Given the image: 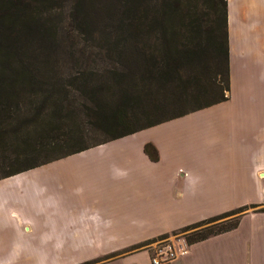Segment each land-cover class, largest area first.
I'll list each match as a JSON object with an SVG mask.
<instances>
[{
    "label": "crops",
    "instance_id": "0c3cea01",
    "mask_svg": "<svg viewBox=\"0 0 264 264\" xmlns=\"http://www.w3.org/2000/svg\"><path fill=\"white\" fill-rule=\"evenodd\" d=\"M226 9L228 100L0 180V259L15 250L14 264H138L144 254L148 264L126 250L264 208V0ZM173 264H264V213L188 245Z\"/></svg>",
    "mask_w": 264,
    "mask_h": 264
},
{
    "label": "trees",
    "instance_id": "16d2710c",
    "mask_svg": "<svg viewBox=\"0 0 264 264\" xmlns=\"http://www.w3.org/2000/svg\"><path fill=\"white\" fill-rule=\"evenodd\" d=\"M210 67L217 98L202 101ZM228 93L226 0H0V180L225 102ZM143 153L158 161L152 144ZM257 207L179 232L191 245L235 229L249 210L264 213Z\"/></svg>",
    "mask_w": 264,
    "mask_h": 264
},
{
    "label": "built area",
    "instance_id": "2783aa9c",
    "mask_svg": "<svg viewBox=\"0 0 264 264\" xmlns=\"http://www.w3.org/2000/svg\"><path fill=\"white\" fill-rule=\"evenodd\" d=\"M148 264H173L188 252V243L178 237L162 238L148 248Z\"/></svg>",
    "mask_w": 264,
    "mask_h": 264
},
{
    "label": "rangeland",
    "instance_id": "374dc122",
    "mask_svg": "<svg viewBox=\"0 0 264 264\" xmlns=\"http://www.w3.org/2000/svg\"><path fill=\"white\" fill-rule=\"evenodd\" d=\"M211 71H212V67H210L209 71L206 72V73L209 74V75H206V76H208V78L203 80V82L205 83V85L209 89H208V95L206 97H203L201 99L202 101H211V100H214V99L217 98V92H216L217 89H216L215 85H213V81H212V78L214 79V81H215V78H214L213 73H211ZM137 124H140V121H138ZM251 211H253V210H249L248 212H251ZM172 236H178V237H180V238H182V239H184L186 241L185 235L183 233L179 232V230H176L174 232L166 234L165 238H169V237H172ZM159 239L160 238H157L153 242H149V241L142 242L140 244H144V245L141 248H139L137 250H134L133 252L143 251L146 254H149L150 251H149L148 248L150 247L151 244L155 243V241H157ZM147 242H149V243L146 244ZM138 264H147V257L144 254L141 256V259L138 261Z\"/></svg>",
    "mask_w": 264,
    "mask_h": 264
},
{
    "label": "clouds",
    "instance_id": "9594fccd",
    "mask_svg": "<svg viewBox=\"0 0 264 264\" xmlns=\"http://www.w3.org/2000/svg\"><path fill=\"white\" fill-rule=\"evenodd\" d=\"M17 252L13 250L12 253L9 254V257L0 259V264H14L15 257ZM47 258L44 257L43 259H38L37 264H46Z\"/></svg>",
    "mask_w": 264,
    "mask_h": 264
}]
</instances>
